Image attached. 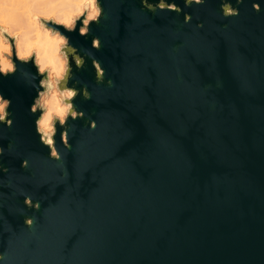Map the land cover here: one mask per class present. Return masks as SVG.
Segmentation results:
<instances>
[{
    "label": "water",
    "instance_id": "1",
    "mask_svg": "<svg viewBox=\"0 0 264 264\" xmlns=\"http://www.w3.org/2000/svg\"><path fill=\"white\" fill-rule=\"evenodd\" d=\"M100 2L89 36L66 33L85 56L69 86L91 98L76 97L59 160L35 133L27 67L0 77L14 121L0 124V264H264V0H232L234 17L221 0Z\"/></svg>",
    "mask_w": 264,
    "mask_h": 264
},
{
    "label": "clouds",
    "instance_id": "2",
    "mask_svg": "<svg viewBox=\"0 0 264 264\" xmlns=\"http://www.w3.org/2000/svg\"><path fill=\"white\" fill-rule=\"evenodd\" d=\"M206 2L183 0V5L190 8ZM242 3L244 0H235L236 5ZM140 4L152 12L183 11L175 0H140ZM252 8L256 12L261 11L259 3L253 4ZM220 11L224 17L240 15L232 0H221ZM103 12L100 0H0V77L16 73L17 62L27 67L28 71L24 73L26 83L35 92L28 112L35 117L33 125L40 144L56 160L61 158L56 141L58 132L60 144L69 148L68 121L84 117V112L78 110L74 103L76 97L91 98L86 86L79 89L69 86L74 77L72 64L76 69H82L85 56L79 53L66 33L77 32L86 38L92 25L99 23ZM183 20L190 23L192 16L185 12ZM100 46V39L93 35L91 48L99 50ZM91 63L95 79L102 82L104 69L94 58ZM10 104V99L0 94V124L4 128H11L14 123L8 110ZM89 125L95 128L96 123L90 120ZM4 154L5 148L0 146V158ZM27 164V160L21 162L22 167H27ZM7 171L6 167L0 166V172ZM21 195L27 207L39 208V202H33L23 191ZM26 223L31 225L32 219L27 218ZM3 259L4 255L0 254V260Z\"/></svg>",
    "mask_w": 264,
    "mask_h": 264
}]
</instances>
